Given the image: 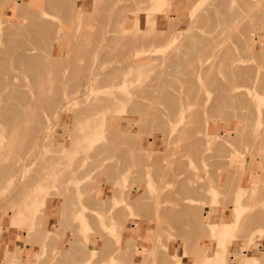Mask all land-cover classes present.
I'll return each instance as SVG.
<instances>
[{
	"label": "rangeland",
	"instance_id": "374dc122",
	"mask_svg": "<svg viewBox=\"0 0 264 264\" xmlns=\"http://www.w3.org/2000/svg\"><path fill=\"white\" fill-rule=\"evenodd\" d=\"M82 2V17L50 11L48 18L64 33V55L57 54L56 59L48 56L46 61L48 47L39 43L36 52L44 59L37 64L42 72L38 80L27 73L14 72L16 83H22L20 89L30 101L21 109L24 117L12 122L9 130L8 123H2L0 118V125L6 124L0 126V170L11 167L7 176L0 177V233H10L16 240L6 241L0 264H264V0H169L162 14L150 10L151 0H67L71 8ZM20 3L15 7L10 0H0V20L4 11L8 20L13 21L19 13L18 21L23 22V12L29 9ZM253 9L255 15L250 19L248 13L254 14ZM244 11L248 12L242 16ZM256 11L263 14L262 20ZM145 12H149L150 21L143 26ZM253 16L260 17L259 23ZM246 17L254 20L249 22ZM248 22L259 26L254 25V30ZM17 25L0 24L13 29ZM134 40L135 47L131 44ZM249 40H253L252 44ZM234 64L245 70L234 72ZM95 76L99 79L91 87L93 90L85 91L84 86ZM123 77L126 81L121 84ZM144 85V91L127 95L131 98L128 102L114 100ZM77 90L81 93L73 95ZM229 92H234L235 98H229ZM237 96L240 102H236ZM174 110L177 113L173 114ZM240 130L244 132L242 136ZM14 131L18 138L12 134ZM97 131L103 134L102 139L94 137ZM42 132L47 138L42 137ZM93 139L96 141L92 145L97 148L94 152L88 151ZM247 157L258 159L256 176L250 182L243 177ZM236 207L245 221L241 219L242 227L239 225L228 237L224 243L227 248L221 244L224 248L220 249L218 240L208 230L212 237L205 232V226L211 224L206 212L231 208V218L216 222L231 224L236 220ZM169 212L181 216L172 219ZM132 223L143 237L141 244L126 242Z\"/></svg>",
	"mask_w": 264,
	"mask_h": 264
},
{
	"label": "bare ground",
	"instance_id": "6f19581e",
	"mask_svg": "<svg viewBox=\"0 0 264 264\" xmlns=\"http://www.w3.org/2000/svg\"><path fill=\"white\" fill-rule=\"evenodd\" d=\"M11 1V6H15L16 7V4L19 2V1H21V3H20V5L19 6H21V7H28V11H25V12H23L24 13V15H23V19L25 18V20H22L23 22H19L18 21V19H19V13L16 15V19H14L13 21L12 20H8L7 19V17H6V14L4 13V11H3V9H2V17H3V19L2 20H0V24H2V23H7V22H10V23H12V22H14V23H16V24H18L17 25V27L16 28H10V27H4V26H0V118L2 119V123H3V120L5 121L4 123H6V124H3V125H6L7 127L6 128H8L7 130H9L10 128V124L12 123V122H14V123H16L18 120H20L21 118H23L24 117V114H23V110L21 111V109L22 108H24V107H26V106H29V104H28V101H30V98H29V100L28 99H26V96H27V94H25L24 93V91H22L20 88H21V86H22V83L20 84V81H18V83H16V77L17 76H15V71H19V72H24V73H27L28 75H31L33 78H34V80L36 81V80H38L37 79V75L41 72L38 68H37V64H38V62L40 61V59H44V58H40L38 55H37V52H36V50H37V48H36V46L39 44V43H42L43 45H47V47H48V50H47V52H46V56H45V59H46V61H47V58H48V56H50L51 57V59H56V56H57V54L58 55H60L61 54V56H63L64 54H63V52H64V43L62 42V38H63V32H61V28L60 27H58V26H56L52 21H51V19L50 18H48L49 16H50V11H53V10H55V11H58V14L59 13H61V14H65V13H70V15L71 14H74V16H81L80 14H82L83 12H84V10H83V2L80 4V5H77V6H75V7H73V8H71V6L69 7V5H68V3H67V0H45L46 1V4L45 3H43L42 2V0H10ZM149 1V0H148ZM168 1L169 0H151V6H150V10L151 11H155V12H158V14H162L163 12H164V7H166L167 6V4H168ZM171 1V0H170ZM241 1V0H240ZM4 2V1H3ZM2 2V3H3ZM69 2V1H68ZM77 2V1H76ZM253 6V5H252ZM1 7V6H0ZM250 7V6H249ZM254 7V6H253ZM17 8H19V7H17ZM255 8H256V6H255ZM264 8V7H263ZM258 9H260V8H258ZM246 10V9H245ZM254 10V9H253ZM7 11V10H6ZM243 11V10H242ZM249 12H250V10H248ZM248 11H244L243 13H242V16L244 15V13H247ZM260 12L261 11H263V9L262 10H259ZM259 11H256V12H258V14L260 13ZM20 12V11H19ZM264 12V11H263ZM141 12L139 11L138 12V15L140 14ZM148 13L149 12H147V15H146V12H145V14H144V16H143V19L141 20V21H143V26L144 25H147V24H149V18H148ZM239 13H241V12H239ZM238 13V14H239ZM251 13H252V11H251ZM253 13L254 14H251L250 15V13H248L249 14V18L252 16V15H255V10L253 11ZM85 14V13H84ZM84 14H83V16H84ZM241 15V14H240ZM245 15H247V14H245ZM257 15V14H256ZM259 15H261V18L260 17H258V18H260L261 20H262V13L261 14H259ZM258 15V16H259ZM52 16V15H51ZM76 16V17H77ZM86 16V15H85ZM136 16H137V13H136ZM167 16V15H166ZM264 16V15H263ZM82 17V16H81ZM240 17V16H239ZM85 18V17H84ZM171 18V17H170ZM253 18H257V16H253ZM258 18H257V20H258ZM264 18V17H263ZM217 19V18H216ZM236 19V21H240V19H237V18H235ZM246 19H247V17H246ZM251 19V18H250ZM126 20V19H125ZM241 20H243L244 21V18L243 19H241ZM248 20V19H247ZM254 20V19H253ZM252 20V21H253ZM264 20V19H263ZM141 21H139L138 22V24H137V28H138V30L140 29V27H141V25H140V22ZM171 21H172V19H171ZM236 21L235 22H232V24L234 23H236ZM249 21V20H248ZM251 20L249 21V22H252ZM77 22V21H76ZM249 22H248V24H249ZM261 23L263 22V21H260ZM126 23H127V21H126ZM169 23H170V21H169ZM240 23V25L241 24H244V22H242L241 23V21L239 22ZM253 23H256V21L255 22H253ZM252 23V24H253ZM258 23H259V20H258ZM142 24V23H141ZM231 24V23H230ZM231 24V25H232ZM238 24V23H237ZM252 24L250 23L249 24V27L250 26H252ZM247 25V24H246ZM254 25H258V24H253V26ZM16 26V25H15ZM61 26V25H60ZM236 26V25H235ZM252 26V27H253ZM259 26V25H258ZM261 26H263L264 27V24L263 25H261ZM63 27V26H62ZM228 27L229 28H231L229 25H228ZM234 27V26H233ZM240 28V27H239ZM243 28V27H242ZM255 28V26L253 27V29ZM61 29V30H60ZM168 29V28H167ZM246 29V28H245ZM234 30V29H233ZM255 30V29H254ZM257 30V29H256ZM168 31V30H167ZM166 31V32H167ZM250 31V30H249ZM236 32V31H235ZM234 32V33H235ZM243 32V31H242ZM163 33H165V31L163 32ZM246 33H248V32H246ZM243 34V33H242ZM162 35H164V34H162ZM233 35V34H232ZM235 35V34H234ZM165 36H166V39H165V41L166 42H168V40H169V38H167V34H165ZM242 36H244V34L242 35ZM162 38H165V37H163L162 36ZM244 38H246V40H248V38L245 36ZM241 40V39H240ZM245 40V44H246V42H247V44H248V41H246ZM251 42V44H252V42H253V40H249V43ZM242 43V42H241ZM131 44H132V46L133 47H135L136 46V44H137V40H134V41H132L131 42ZM116 45V44H115ZM243 46H245L244 44H243ZM38 47V46H37ZM55 47H56V49H55ZM129 48L131 47V46H128ZM250 47V46H249ZM122 48H124V47H122ZM244 48V47H243ZM243 48H240V49H242L243 50ZM245 48H248V47H245ZM42 49V48H41ZM148 49V48H147ZM147 49H144V50H147ZM150 49V48H149ZM40 50V49H39ZM143 50V49H142ZM142 50H139V51H142ZM245 50V49H244ZM243 50V51H244ZM248 50V52H247V54L250 52L249 50L250 49H247ZM136 51H138V50H136ZM151 51H153V49H151ZM243 51H241V53L243 52ZM252 51V50H251ZM65 53V52H64ZM100 53V52H99ZM253 53H254V50H253ZM232 55H233V53H231ZM245 54H246V51H245ZM128 55V54H127ZM238 56H239V54H237ZM242 55V54H241ZM240 55V56H241ZM102 56V55H101ZM243 56V55H242ZM254 56H256V55H254ZM249 56H246V58H248ZM262 57V56H261ZM264 57V56H263ZM59 58H61V57H59ZM63 58V57H62ZM123 58H124V56H123ZM228 58V57H227ZM234 58H236L235 57V55H234ZM242 58V57H241ZM98 59V58H97ZM118 59V58H117ZM119 59H120V57H119ZM233 59V58H232ZM250 59H251V57H250ZM263 59V63H264V58H262ZM61 60V59H60ZM121 60H122V58H121ZM229 61H230V59H228ZM246 60H249V58L248 59H246ZM242 61H243V59H242ZM241 61V62H242ZM252 61V60H251ZM260 61V60H259ZM234 62V61H233ZM244 62V61H243ZM242 62V63H243ZM248 62V61H247ZM262 62V61H261ZM47 63V62H46ZM231 63V62H230ZM240 63V62H239ZM130 64V63H129ZM138 64V63H137ZM237 64V63H236ZM236 64H234V72H237L238 70H239V72L240 71H243V70H245L244 68H243V70H241V68H240V66L239 65H236ZM231 65V64H230ZM229 65V66H230ZM247 65L248 64H245V66L247 67ZM46 66V65H45ZM139 66V65H138ZM212 66V65H211ZM232 66L233 65H231V69H230V71L232 70ZM242 66V65H241ZM244 66V67H245ZM48 67H49V65H48ZM133 67V66H132ZM43 69L44 68H42V71H43ZM49 69V68H48ZM215 69V68H214ZM51 70V69H50ZM77 70V69H76ZM260 70V69H259ZM49 71V70H48ZM52 71V70H51ZM51 71H49V72H51ZM124 72V71H123ZM126 72V71H125ZM232 72V71H231ZM233 72V73H234ZM260 72V71H259ZM23 73V74H24ZM42 73V72H41ZM48 73V72H47ZM95 73H97V72H95ZM245 73V72H244ZM248 73H250V72H247V74ZM49 74H51V73H49ZM112 74V73H111ZM231 74V73H230ZM235 74V75H234ZM233 75L234 76H236L237 74L236 73H234ZM242 74V73H241ZM240 73H239V76L241 75ZM54 75V74H53ZM95 75V74H94ZM99 75V74H98ZM97 75V76H98ZM260 75V74H259ZM40 77H43L42 75H39ZM112 76V75H111ZM239 76H237L238 78H239ZM249 76H250V74L248 75V78H249ZM45 77V76H44ZM122 77V76H121ZM236 77V78H237ZM261 77V76H260ZM119 79H120V77H118ZM235 78V79H236ZM262 78V77H261ZM264 78V77H263ZM262 78V79H263ZM99 79V77H91L89 80H88V82H87V84L84 86V89H85V91H89V92H91L92 90H93V88H91L95 83H96V81ZM48 80V79H47ZM237 80H239V79H236V81ZM258 80V79H257ZM124 81H126V78H121V80L119 81V83L120 82H122L121 84H123V82ZM260 80H258V82H259ZM118 83V84H119ZM194 83H196V82H194ZM240 83V82H239ZM261 83V82H260ZM264 83V82H263ZM21 85V86H20ZM147 85V84H146ZM247 85V84H246ZM245 85V86H246ZM148 86V85H147ZM150 86V85H149ZM186 86H188V84L186 85ZM193 86V85H192ZM244 86V87H245ZM256 86H257V84H256ZM262 86V85H261ZM153 87V86H152ZM151 87V88H152ZM194 87V86H193ZM232 87H233V84H232ZM239 87H240V85H239ZM239 87H235V88H238L239 89ZM242 87V86H241ZM247 87H248V85H247ZM247 87H245V88H247ZM91 88V91L89 90ZM146 88V86L144 85V86H139V87H133L131 90L129 89V90H127V91H125L124 92V94L126 95V97H121L120 99H114V100H116L118 103H125V102H128L131 98L130 97H128L127 95L129 94V93H132V92H134V91H144V89ZM192 91H193V89L192 88H190ZM189 89V90H190ZM248 89V88H247ZM259 89V88H258ZM166 90H168V89H166ZM166 90H165V92H166ZM262 90V89H261ZM191 91V92H192ZM231 91V90H230ZM244 91V94L246 95V93H245V90H243ZM247 91V90H246ZM260 93H261V91L260 90H258ZM45 92V91H44ZM190 92V91H189ZM194 92V91H193ZM228 92V91H227ZM239 92V91H238ZM256 92H257V90H256ZM81 92L79 91V90H77V92H74V94L73 95H78V94H80ZM230 94H231V97H229V98H233L234 97V92H229ZM107 94L108 95H110V94H112L111 92H107ZM185 94V93H184ZM241 94V93H240ZM253 94V93H252ZM262 94V93H261ZM260 94V95H261ZM51 95V94H50ZM135 95H136V93H135ZM162 95V97H164L163 95L164 94H161ZM237 95V94H236ZM30 96V95H29ZM47 96V95H46ZM137 96V95H136ZM187 96V95H186ZM204 96V95H203ZM230 96V95H229ZM262 96V95H261ZM132 97V96H131ZM161 97V96H160ZM166 97V96H165ZM168 97V96H167ZM197 97V96H196ZM240 98V96H237L236 98L238 99H234L233 100V102L234 101H236V102H240L241 100L239 99ZM244 97V96H243ZM68 97H66V99H67ZM139 98V97H138ZM170 98V97H169ZM169 98H168V100H169ZM189 98V97H188ZM191 98V97H190ZM235 98V97H234ZM247 98L248 97H245V100H247ZM50 99V98H49ZM65 99V100H66ZM92 99V98H91ZM135 99V98H134ZM241 99H243L242 98V96H241ZM28 100V101H27ZM107 100H109V99H106V101ZM160 100V99H159ZM165 100V99H164ZM202 100V99H201ZM249 100V99H248ZM251 100V99H250ZM85 101V100H84ZM89 101V100H88ZM138 101V100H137ZM173 101V100H172ZM178 101V100H177ZM193 101V100H192ZM200 101V100H199ZM258 101V100H257ZM44 102V101H43ZM62 102V101H61ZM113 102H115V101H113ZM152 102V101H151ZM164 102V101H163ZM166 102H169V101H166ZM175 101H173L172 102V104L174 103ZM189 102V101H188ZM191 102V101H190ZM198 102V101H197ZM202 102H204V101H202ZM236 102H234V103H236ZM254 102V101H253ZM69 103V102H68ZM83 103V102H82ZM81 103V104H82ZM156 103V102H155ZM193 103H196V102H193ZM193 103H191V104H193ZM230 103V102H229ZM228 103V104H229ZM60 104V103H59ZM63 104V103H62ZM137 105H139L140 106V104H138V103H136ZM168 104V103H167ZM166 104V105H167ZM176 104V103H175ZM174 104V105H175ZM200 104V103H199ZM238 104V103H237ZM241 104V103H240ZM243 104H245V103H242V105ZM248 104H249V101H248ZM255 104V103H254ZM31 105V104H30ZM64 105H66L67 106V104H64ZM64 105L62 106V105H59V108H62V107H64ZM152 105H154V104H152ZM230 105V104H229ZM228 105V106H229ZM246 105V104H245ZM245 105H243V110L245 109L244 108V106ZM66 106L64 107V109L66 108ZM84 106V105H83ZM121 106H122V108L124 107V104H121ZM138 106V107H139ZM238 106H241V105H238ZM252 106V105H251ZM32 107V106H31ZM69 107V106H68ZM153 107V106H152ZM168 107L169 108H171L170 107V104H168ZM236 107V106H235ZM151 108V107H150ZM174 108V107H173ZM183 108H185V107H183ZM241 108V109H242ZM247 108H249V105L247 106ZM251 108V107H250ZM31 109V108H30ZM137 109H139V108H137ZM147 109H149L148 107H147ZM237 109H240V108H237ZM252 109V108H251ZM25 110V109H24ZM27 110H28V108H27ZM26 110V111H27ZM172 110V109H171ZM175 110H177V109H175ZM174 110V111H175ZM187 110V109H186ZM246 111L248 110V109H245ZM244 110V111H245ZM128 111V110H127ZM127 111H126V114H128L127 113ZM158 111V110H157ZM173 111V110H172ZM190 111V110H189ZM239 111H241V110H238V113H237V115L239 114ZM137 113L139 112V111H136ZM146 112V111H145ZM156 112V111H155ZM237 112V111H236ZM30 113V112H29ZM32 113V115H33V112H31ZM60 113V112H59ZM75 113V112H74ZM173 113V112H172ZM175 113H177L176 111L173 113V114H175ZM26 114V113H25ZM146 114L147 115H145V114H143V119H144V117L145 116H147L148 117V115H149V113H147L146 112ZM159 114V113H158ZM244 114V112H242V115ZM141 115V114H140ZM145 115V116H144ZM154 115V114H153ZM236 115V114H235ZM29 116V115H28ZM31 116V115H30ZM151 116V115H150ZM172 115H170V117H171ZM249 116V115H248ZM26 117H27V115H26ZM36 117V116H35ZM55 117V116H54ZM53 117V118H54ZM56 117H57V114H56ZM55 117V118H56ZM122 117V116H121ZM140 116L138 115V122L140 121L139 119H142V116L139 118ZM167 117H169V116H167ZM242 117V116H241ZM263 117V116H262ZM28 118V117H27ZM150 118V117H149ZM165 118V117H164ZM189 118V117H188ZM237 118H240L239 116H237ZM243 118H247V117H243ZM249 118V117H248ZM40 119V118H39ZM78 119V118H77ZM159 119V118H158ZM170 120L172 119V118H169ZM187 119V118H186ZM34 120V119H33ZM54 120V119H53ZM169 120V121H170ZM174 120V119H173ZM225 120V119H224ZM244 120V119H243ZM43 121V120H42ZM48 121H49V119H48ZM119 121V120H118ZM126 121H128L127 119H126ZM241 121H242V118H241ZM123 122V121H122ZM135 122V121H134ZM137 122V123H138ZM191 122V121H190ZM196 122V121H195ZM244 122V121H243ZM248 122H249V120H248ZM0 123H1V121H0ZM29 122H27V124H28ZM56 123V122H55ZM119 123H121V121L119 122ZM139 123H142V120L139 122ZM138 123V124H139ZM246 123V122H245ZM50 124V123H49ZM126 124V123H125ZM130 124V123H129ZM163 124H164V121H163ZM162 124V125H163ZM242 124H244V123H242ZM247 124V123H246ZM264 124V123H263ZM3 125H0V126H3ZM11 125H13V124H11ZM122 125V124H121ZM166 125V124H165ZM185 125V124H184ZM192 125V124H191ZM250 125V124H249ZM119 126H120V124H119ZM143 126V125H142ZM241 126V125H240ZM244 126V125H243ZM241 127V128H244V127ZM3 127H5V126H3ZM3 127H2V129H3ZM159 127V126H158ZM184 127V126H183ZM262 127H263V125H262ZM19 128V127H18ZM123 128V127H122ZM245 128H246V126H245ZM264 129V128H263ZM12 130H14L13 128H12ZM16 130V129H15ZM143 130V129H142ZM193 130V129H192ZM4 131H5V129H4ZM16 131H18V130H16ZM159 131V130H158ZM237 131V130H236ZM241 131V130H240ZM244 131H245V129H244ZM50 132V131H49ZM48 132V133H49ZM141 133L143 132V131H140ZM206 132V131H205ZM238 132V131H237ZM237 132H236V134H237ZM257 132H259V131H257ZM260 132H261V130H260ZM262 132H264L263 130H262ZM4 133V132H3ZM2 133V134H3ZM14 133V134H13ZM47 133V134H48ZM110 133V132H109ZM240 134L242 133H244V132H239ZM1 134V133H0ZM7 134V133H6ZM12 134L13 135H18V133L16 134L15 133V131L14 132H12ZM94 134H95V138L96 139H102V137H103V134L101 133V132H94ZM94 134H91V137L90 138H92V135H94ZM143 134H145V133H143ZM176 134V133H175ZM181 134V133H180ZM186 134V133H185ZM206 134V133H205ZM239 134V135H240ZM242 134H241V136H242ZM4 135V134H3ZM25 135V134H24ZM42 135H44V133L42 132ZM147 135V134H146ZM238 135V136H239ZM261 135V134H260ZM11 136V135H10ZM16 136H14V137H16ZM123 136V135H122ZM128 136V135H127ZM131 136V135H130ZM135 136V135H134ZM187 136V135H186ZM227 136H229V135H227ZM237 136V137H238ZM245 136H246V134H245ZM257 136V135H256ZM263 136H264V134H263ZM26 137H28V136H26ZM30 137V136H29ZM43 138H47V135H46V133H45V135L44 136H42ZM98 137V138H97ZM112 137V136H111ZM124 137V136H123ZM132 137V136H131ZM141 137V136H140ZM211 137V136H210ZM235 137V136H234ZM244 137V136H243ZM10 138V137H9ZM11 138H13L12 136H11ZM17 138H18V136H17ZM16 138V139H17ZM107 138V137H106ZM216 138V137H215ZM228 138V137H227ZM242 137H240V139H241ZM14 139V138H13ZM124 139V138H123ZM137 139V138H136ZM185 139V138H184ZM183 139V140H184ZM238 139V138H237ZM236 139V140H237ZM262 140L264 139V138H261ZM260 139V140H261ZM8 140H11V139H8ZM7 140V141H8ZM141 140V139H140ZM139 140V141H140ZM213 140H214V138H213ZM227 140V139H226ZM231 140H233V139H231ZM239 140V139H238ZM50 141V140H49ZM96 140H91L90 141V146H89V148H88V151L90 150V149H92L91 151H96V147H94V145H92V143L93 142H95ZM121 141V140H120ZM208 141V140H207ZM229 141V140H228ZM241 142H242V139L240 140ZM1 142H3V139H0V143ZM184 142V141H183ZM201 142V141H200ZM222 142V141H221ZM234 142V141H233ZM262 142V141H261ZM11 143V142H10ZM129 143H130V141H129ZM185 143V142H184ZM213 143V142H212ZM231 143V142H230ZM263 143V142H262ZM3 144V143H2ZM5 144H7V142L5 143ZM4 144V145H5ZM222 144V143H221ZM35 145V144H34ZM118 145V144H117ZM132 145V144H131ZM135 145V144H134ZM223 145V144H222ZM231 145V144H230ZM241 144H239V146H240ZM45 147H46V145H44ZM130 146V145H129ZM138 146H139V144H138ZM224 146H225V144H224ZM236 146V145H235ZM261 146V145H260ZM259 146V147H260ZM34 147V146H33ZM131 147V146H130ZM134 147V146H133ZM183 147H185V146H183ZM200 147V146H199ZM212 147V146H211ZM229 147V146H228ZM261 147H263V145L261 146ZM116 148V147H115ZM137 148V147H136ZM136 148H133V150L135 149L136 150ZM175 148V147H174ZM242 148V147H241ZM4 149V148H3ZM32 149V148H31ZM176 149V148H175ZM182 149V148H181ZM224 149V148H223ZM240 149V148H239ZM117 150V149H116ZM116 150H114V151H116ZM120 150V149H119ZM187 150V149H186ZM228 150V149H227ZM261 150V149H260ZM263 150V149H262ZM138 151V150H137ZM169 151V150H168ZM199 151V150H198ZM221 151H223L222 149H221ZM239 151V150H238ZM213 152V153H212ZM211 153L212 154H214V153H216V152H214V151H212ZM224 152V151H223ZM233 152V151H232ZM40 153H42V152H40ZM113 153L114 152H112V155H113ZM126 153H127V151H126ZM134 153V152H133ZM137 153V152H136ZM141 153V152H140ZM150 153V152H149ZM176 153V152H175ZM177 153H179V152H177ZM183 153V152H182ZM182 153H181V155H182ZM187 153V152H186ZM195 153H197V152H195ZM234 153V152H233ZM240 153V152H239ZM135 154V153H134ZM184 154H185V152H184ZM193 154V153H192ZM226 154V153H225ZM28 155V154H27ZM117 155V154H116ZM138 155V154H137ZM136 155V156H137ZM150 155V154H149ZM228 155V154H227ZM235 155V154H234ZM261 155V154H260ZM34 156V155H33ZM134 156V155H133ZM180 156V155H179ZM194 156V155H193ZM196 156V155H195ZM220 156V155H219ZM222 156V155H221ZM224 156V155H223ZM112 157V156H111ZM139 157V156H138ZM147 157H148V155H147ZM184 157V156H183ZM229 157V156H228ZM235 157V156H234ZM239 157V156H238ZM26 158V157H25ZM114 158V157H113ZM125 158V157H124ZM221 158V157H220ZM226 158V157H225ZM28 159H30V158H28ZM32 159V158H31ZM170 159H171V157H170ZM182 159V158H181ZM236 159H237V156H236ZM124 160V159H123ZM183 160V159H182ZM238 160V159H237ZM14 161V160H13ZM32 161V160H31ZM30 161V162H31ZM108 161V160H107ZM125 161V160H124ZM170 161V160H169ZM220 161V160H219ZM27 162V161H26ZM26 162H25V166H26ZM168 162V161H167ZM179 162H181V160L179 161ZM178 162V163H179ZM217 162V161H216ZM236 162V161H235ZM108 163V162H107ZM183 163V162H182ZM219 163V162H218ZM262 163V162H261ZM28 165H30V163H27ZM174 164V163H173ZM227 164V163H226ZM231 164V163H230ZM260 164V163H259ZM24 165H22V166H24ZM107 165V164H106ZM134 165V164H133ZM140 165V164H139ZM147 165V164H146ZM163 165V164H162ZM175 165V164H174ZM177 165V164H176ZM261 165V164H260ZM21 166V167H22ZM100 166H102V163H100L99 165H98V167H100ZM105 166V165H104ZM141 166V165H140ZM178 166V165H177ZM186 166V165H185ZM54 167V166H53ZM106 167V166H105ZM137 167V166H136ZM145 167V166H144ZM163 167V166H162ZM212 167H215V166H212ZM211 167V168H212ZM230 167H231V165H230ZM140 168V167H139ZM177 168V167H176ZM200 168V167H199ZM220 168V167H219ZM222 168H224L223 166H222ZM233 168V167H232ZM22 169V168H21ZM104 169V168H103ZM153 169V168H152ZM164 170H165V168H163ZM188 169V168H187ZM192 169V168H191ZM262 169L263 168H261L260 170L262 171ZM160 170V169H159ZM200 170V169H199ZM238 170V169H237ZM162 171V170H161ZM189 171V170H188ZM224 171V170H223ZM9 172H11V167H7V168H3V169H1L0 170V177L1 176H7V174L9 173ZM122 172V171H121ZM144 172V171H143ZM238 172V171H237ZM263 172V171H262ZM16 173V172H15ZM22 173V172H21ZM134 173V172H133ZM136 173H137V171H136ZM136 173H135V175H136ZM152 173H153V171H152ZM161 173V172H160ZM176 173V172H175ZM186 173V172H185ZM188 173V172H187ZM232 173H234V172H232ZM18 174V173H17ZM141 174V173H140ZM179 174V173H178ZM177 174V175H178ZM210 174V173H209ZM20 175V174H19ZM144 175V174H143ZM175 175V174H174ZM185 175V174H184ZM183 175V176H184ZM229 175V174H228ZM231 175V174H230ZM262 175V174H261ZM98 176V175H97ZM163 176V175H162ZM208 176V175H207ZM211 176V175H210ZM232 176H233V174H232ZM237 176V175H236ZM256 176V175H255ZM254 176V177H255ZM263 176V175H262ZM77 177V176H76ZM131 177H132V175H131ZM136 177H138L137 175H136ZM140 177V176H139ZM212 177V176H211ZM226 177H227V175H226ZM231 177V176H230ZM235 177V176H234ZM20 178L21 177H19V180H20ZM143 178V177H142ZM158 178H160L159 176H158ZM213 178V177H212ZM231 178H233V177H231ZM261 179L263 178V177H260ZM260 178H259V180H260ZM135 179H137L138 180V178H135ZM141 179V178H140ZM166 180H167V178H165ZM168 179H170V178H168ZM175 179V178H174ZM214 179V178H213ZM213 179H211V180H213ZM226 179V178H225ZM96 180V179H95ZM120 180V179H119ZM133 180V179H132ZM143 180V179H142ZM145 180V179H144ZM155 180V179H154ZM159 180V179H158ZM165 180V181H166ZM232 180V179H231ZM255 180H257L256 178H255ZM8 181V180H7ZM160 181H162V179L160 180ZM168 181V180H167ZM226 181V180H225ZM224 181V182H225ZM135 182H138V181H135ZM141 182V181H140ZM172 182H174V181H172ZM175 182H176V180H175ZM232 182V181H231ZM230 182V183H231ZM257 182V181H256ZM132 183V182H131ZM155 183V182H154ZM189 183V182H188ZM187 183V184H188ZM216 183V182H215ZM226 183V182H225ZM235 183V182H234ZM258 183V182H257ZM256 183V184H257ZM129 184V183H128ZM134 184V183H133ZM133 184H131V185H133ZM160 184H162V183H160ZM160 184H158L159 186H160ZM175 184V183H174ZM186 184V183H185ZM213 184H214V182H213ZM130 185V186H131ZM157 185V186H158ZM162 185H164V184H162ZM200 185V184H199ZM199 185H197V186H199ZM226 184H224V186H225ZM262 185V184H261ZM261 185H259V186H261ZM7 186H8V184H7ZM129 186V187H130ZM174 186V185H173ZM176 186V185H175ZM174 186V188H176ZM191 186H192V183H191ZM201 186V185H200ZM215 186H216V184H215ZM214 186V187H215ZM229 186V185H228ZM253 186V185H252ZM259 186H257V187H259ZM264 186V185H263ZM190 187V186H189ZM202 187L204 188V186L202 185ZM201 187V188H202ZM131 188V187H130ZM162 188V187H161ZM178 188V187H177ZM225 188V187H224ZM232 188V187H231ZM230 188V189H231ZM235 188V187H234ZM9 189V188H8ZM157 189V188H156ZM200 189V188H199ZM198 189V190H199ZM206 189V188H205ZM227 189H228V187H227ZM249 189V188H248ZM121 190V189H120ZM171 190V189H170ZM203 190V189H202ZM257 190H259L258 188H257ZM261 190H262V188H261ZM260 190V191H261ZM125 191V190H124ZM203 191H205V190H203ZM229 191V190H228ZM227 191V192H228ZM254 191V190H253ZM259 191V192H260ZM88 192V191H87ZM126 192V191H125ZM174 192V191H173ZM182 192H183V190H182ZM257 192V191H256ZM258 192V193H259ZM85 193V192H84ZM203 193H205V192H203ZM217 193H218V191H217ZM223 193H225V190L223 191ZM257 193V194H258ZM21 194V193H20ZM82 194H83V192H82ZM116 194V193H115ZM117 194H118V192H117ZM127 194V193H126ZM128 194H129V192H128ZM175 194H176V192H175ZM201 194H202V192H201ZM255 194V193H254ZM125 195V194H124ZM177 195V194H176ZM182 195V194H181ZM87 196V195H86ZM116 196L117 195H115L114 197L116 198ZM139 196V195H138ZM185 196V195H184ZM187 196V195H186ZM208 196V195H207ZM226 196H227V193H226ZM249 196V195H248ZM260 196H262V195H260L259 194V198H260ZM62 197V196H61ZM119 197V196H118ZM142 197H145V196H142ZM181 197V196H180ZM179 197V198H180ZM229 197V196H228ZM246 197V196H245ZM252 197V196H251ZM115 198H114V201H115ZM126 198V197H125ZM152 198V197H151ZM203 198V197H202ZM250 198V197H249ZM128 199V198H127ZM181 199V198H180ZM227 199V198H226ZM229 199V198H228ZM82 200V199H81ZM125 200V199H124ZM169 200V199H168ZM173 200V199H172ZM231 200V198L229 199V201ZM242 200H243V198H242ZM259 200V199H258ZM116 201H118V200H116ZM115 201V202H116ZM126 201V200H125ZM132 201V200H131ZM174 201V200H173ZM172 201V202H173ZM223 201H224V199H223ZM227 201V200H226ZM244 201V200H243ZM252 201L254 202V200H253V198H252ZM83 202V201H82ZM81 202V203H82ZM130 202V201H129ZM136 202H138V201H136ZM161 202V201H160ZM168 202V201H167ZM200 202V201H199ZM86 203H87V200H86ZM114 203V202H113ZM175 203H178V202H175ZM184 203V202H183ZM205 203V202H204ZM246 203V202H245ZM255 203V202H254ZM82 204H84V203H82ZM129 204H131V203H129ZM137 204V203H136ZM135 204V205H136ZM181 204H182V202H181ZM202 204V203H201ZM253 204V203H252ZM81 205V204H80ZM112 206H113V204H111ZM126 205V204H125ZM124 205V206H125ZM131 205H133V204H131ZM135 205H133V206H135ZM140 205V204H139ZM173 205V204H172ZM179 205V204H178ZM183 205V204H182ZM192 205H193V203H192ZM199 205H200V203H199ZM242 205H244V203H242ZM241 205V206H242ZM121 206V205H120ZM177 206V205H176ZM246 206V205H245ZM248 206V205H247ZM166 207V206H165ZM174 207V206H173ZM190 207H191V205H190ZM198 207V206H197ZM239 207V206H238ZM76 208V207H75ZM99 208V207H98ZM115 208V207H114ZM137 208V207H136ZM180 208H181V205H180ZM184 208V207H183ZM199 208H201V207H199ZM5 209V208H4ZM116 209V208H115ZM123 209V208H122ZM138 209V208H137ZM198 209V208H197ZM78 210V209H77ZM124 210H125V208H124ZM179 210V209H178ZM181 210H182V208H181ZM236 220H235V222L234 223H231V224H227V223H211V224H207L206 226H205V229H206V231L205 232H207V230H208V232H209V234H211L212 236H214L217 240H218V245L220 244V249H223L224 247H226L227 248V246H225V242H226V240L228 239V237H231V235L233 234V232H234V230H235V228H237V227H239V225H240V223H241V221H243L244 219H243V217H241L242 216V213H241V211H239V209H237V207H236ZM257 210V209H256ZM79 211V210H78ZM113 211V210H112ZM154 211V210H153ZM171 211V210H170ZM263 211V210H262ZM64 212V211H63ZM77 212V211H76ZM116 212V211H115ZM118 212V211H117ZM201 212V211H200ZM246 212V211H245ZM248 212H250V211H248ZM170 213V212H169ZM263 213V212H262ZM43 214V213H42ZM154 214V213H153ZM189 213H187V215H188ZM125 215V214H124ZM152 215V214H151ZM169 215V214H168ZM167 215V216H168ZM146 216V215H145ZM153 216V215H152ZM180 217L181 215L180 214H175V213H170V217L173 219V217ZM197 216H198V213H197ZM201 216V215H200ZM116 217V216H115ZM244 217H246L245 216V214H244ZM189 218V217H188ZM200 219V218H199ZM241 219H243V220H241ZM107 220H108V218H107ZM171 220V219H170ZM175 220V219H174ZM195 220H196V218H195ZM106 221V220H105ZM184 221V220H183ZM200 221V220H199ZM245 221V220H244ZM172 222H174L173 220H172ZM171 221H170V223H172ZM184 222H186V220L184 221ZM196 222H198V219H197V221ZM71 223V222H70ZM199 223V222H198ZM245 223V222H244ZM251 223V222H250ZM113 224V223H112ZM175 224V223H174ZM200 224H201V222H200ZM243 224V223H242ZM195 225V224H194ZM119 226V225H118ZM196 226H198L197 225V223H196ZM201 226V225H200ZM203 226V227H204ZM241 226V225H240ZM199 227V226H198ZM242 227V226H241ZM121 228H122V226H121ZM117 229H119V228H117ZM196 229H197V227H196ZM59 230V229H58ZM202 230V229H201ZM244 230V229H243ZM194 231H196V230H194ZM198 231H200V230H198ZM203 231V232H204ZM239 231H240V229H239ZM239 231H237V233L239 232ZM118 233L120 232V229H119V231H117ZM155 232V231H154ZM156 232H157V230H156ZM204 232V233H205ZM208 232H207V234H208ZM243 232V231H242ZM152 233V232H151ZM244 233H245V231H244ZM194 234H197V233H194ZM208 234V235H209ZM241 234V233H240ZM81 235V234H80ZM121 236V234H118V236ZM200 236H202V234H199ZM207 235V239H209V236H211V235H209L208 236ZM194 236V235H193ZM203 236H205L204 234H203ZM211 236V237H212ZM199 237V236H198ZM245 237V236H244ZM120 238V237H119ZM206 238V237H205ZM239 238H240V236H239ZM192 239H193V237H192ZM191 239V240H192ZM211 239V238H210ZM119 240V239H118ZM214 240V239H213ZM193 241V240H192ZM191 241V242H192ZM128 242V241H127ZM194 242V241H193ZM198 243V242H197ZM83 244V243H82ZM193 244V243H192ZM221 244L223 245L224 244V247H222L221 248ZM119 245V244H118ZM128 245V244H127ZM197 245V244H196ZM226 245H228V244H226ZM81 246H83V245H81ZM194 246V245H193ZM192 246V247H193ZM206 247V246H205ZM218 247H217V250H220V249H218ZM84 248V247H83ZM110 248H111V246H110ZM128 248V247H127ZM196 248V247H195ZM194 248V249H195ZM202 248V247H201ZM112 249V248H111ZM216 249V248H215ZM129 250V249H128ZM131 250V249H130ZM136 250V249H135ZM217 250H214V251H216L217 252ZM225 250V249H224ZM142 251V250H141ZM198 251V250H197ZM223 251V250H222ZM99 252V251H98ZM127 252H129V251H127ZM126 252V253H127ZM140 252V251H139ZM203 252V251H202ZM125 253V254H126ZM193 253H195V252H192L191 254H193ZM213 253H215V252H213ZM220 253V252H219ZM223 253H224V251H223ZM118 254V253H117ZM132 254H133V252H132ZM189 254V253H188ZM216 254H218V252L216 253ZM145 255V254H144ZM202 255V254H201ZM215 255V254H214ZM225 255V254H224ZM197 256H198V254H197ZM217 257L218 256H220V255H216ZM82 257V256H81ZM118 257V256H117ZM212 257H215V256H212ZM217 257H216V259H217ZM222 257H223V255H222ZM228 257V256H227ZM112 258V257H111ZM126 258V257H125ZM202 258V257H201ZM211 259V258H210ZM221 259V258H220ZM225 259V258H224ZM109 260H110V258H109ZM144 260V259H143ZM206 260H207V258H206ZM226 260V259H225ZM225 260H223V262H225ZM133 261V260H132ZM174 261V260H173ZM218 261V260H217ZM232 261V260H231ZM131 262V261H130ZM148 262V261H147ZM195 262V261H194ZM193 262V263H194ZM205 262V261H204ZM220 262V261H219ZM222 262V261H221ZM220 262V263H221ZM104 263V262H103ZM206 263V262H205ZM208 263V262H207ZM214 263V262H213ZM212 263V264H213ZM226 263V262H225ZM225 263H223V264H225ZM248 263H251V262H248ZM137 264V263H136ZM139 264H140V262H139ZM141 264H143V263H141ZM198 264H199V261H198ZM217 264V263H216ZM240 264H242V262L240 263ZM245 264V263H244ZM247 264V263H246ZM251 264H253V263H251ZM257 264H259V263H257Z\"/></svg>",
	"mask_w": 264,
	"mask_h": 264
},
{
	"label": "crops",
	"instance_id": "0c3cea01",
	"mask_svg": "<svg viewBox=\"0 0 264 264\" xmlns=\"http://www.w3.org/2000/svg\"><path fill=\"white\" fill-rule=\"evenodd\" d=\"M257 164H258V159L250 160L249 157L245 159L244 163V179L247 182H250L252 178L254 177L255 170L257 169ZM230 211L231 208H227L224 211H220V209L212 208L209 209L207 213L208 217V223H216V222H225V220H228L230 217ZM130 225V230L129 232H126L127 238L126 242L127 243H135V244H141L143 243V237L140 236V232L136 230V225L135 224H129ZM14 241L13 243L16 242L15 237L12 236V234L8 233L7 235L5 233H0V255H2L4 248H5V243L6 241ZM171 244L169 243L167 246H170ZM28 247V245H27ZM30 250V248H27V251Z\"/></svg>",
	"mask_w": 264,
	"mask_h": 264
}]
</instances>
